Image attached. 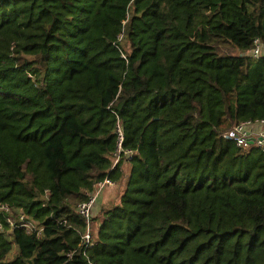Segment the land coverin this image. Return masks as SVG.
<instances>
[{"label":"trees","instance_id":"16d2710c","mask_svg":"<svg viewBox=\"0 0 264 264\" xmlns=\"http://www.w3.org/2000/svg\"><path fill=\"white\" fill-rule=\"evenodd\" d=\"M258 39L264 0H0V264H264V152L219 139L264 120Z\"/></svg>","mask_w":264,"mask_h":264},{"label":"built area","instance_id":"2783aa9c","mask_svg":"<svg viewBox=\"0 0 264 264\" xmlns=\"http://www.w3.org/2000/svg\"><path fill=\"white\" fill-rule=\"evenodd\" d=\"M260 40L254 42V47ZM253 47V48H254ZM261 58V57H260ZM259 59V58H257ZM255 58V60H257ZM119 133V142L118 146L120 147L122 136L120 130ZM219 139L224 142H234L238 147H257L264 152V120L259 122H243L239 124H234L230 128L225 129L219 134ZM132 152L128 151L126 153L127 158H131ZM114 166V165H113ZM113 183L109 178H105L103 181L97 183L93 187V191L89 195V200L86 203H83L77 207V212L85 219L86 221V232L82 237V245L85 247L92 246V231L91 223L92 221V210L95 205L97 197L101 194L104 188L112 186ZM10 214L9 209L5 205L0 204V213ZM0 217V232L3 229V224ZM19 224L16 225L15 221L11 218H6V223H8L12 228L19 227L27 234L31 232L36 233L37 237L41 233V228L37 227L34 223H31L29 220H25L24 216H20Z\"/></svg>","mask_w":264,"mask_h":264},{"label":"rangeland","instance_id":"374dc122","mask_svg":"<svg viewBox=\"0 0 264 264\" xmlns=\"http://www.w3.org/2000/svg\"><path fill=\"white\" fill-rule=\"evenodd\" d=\"M118 158L119 156L117 155L115 158L116 159L115 163L118 162ZM127 160L128 159L126 157H124L122 160L124 174H127L129 171L127 167L128 163L126 162ZM124 186H125V182L123 183V186L121 183H116V184H113V186H108L104 188V190L101 192V194L96 199L95 205L92 210V214L95 215L94 212L96 211L98 212V214L95 216H97V218H101L103 216V209H109L115 206L116 204H118L121 192H124ZM91 231H92V234L95 232V225H93L92 223H91ZM13 255L14 253H12L8 259H11Z\"/></svg>","mask_w":264,"mask_h":264},{"label":"bare ground","instance_id":"6f19581e","mask_svg":"<svg viewBox=\"0 0 264 264\" xmlns=\"http://www.w3.org/2000/svg\"><path fill=\"white\" fill-rule=\"evenodd\" d=\"M249 55L253 59H255V58L257 59V58H260V57H263L264 56V44L262 43L261 40L259 42H257V44L251 50V52L249 53Z\"/></svg>","mask_w":264,"mask_h":264},{"label":"crops","instance_id":"0c3cea01","mask_svg":"<svg viewBox=\"0 0 264 264\" xmlns=\"http://www.w3.org/2000/svg\"><path fill=\"white\" fill-rule=\"evenodd\" d=\"M127 167H128V170H129V165H128ZM127 167H126V169H127ZM126 169H125V170H126ZM126 175H127V174H126ZM122 183H124V182H122ZM122 183H121V184H122ZM112 186H113V185H112ZM94 213H95V215L98 214V212H96V211H95ZM95 215L92 214L93 219H95L94 222H93V225L96 224V222H98V220H99V218H97V216H95Z\"/></svg>","mask_w":264,"mask_h":264}]
</instances>
